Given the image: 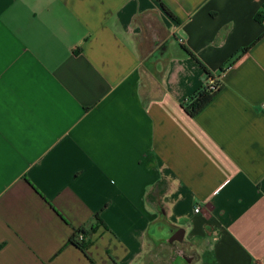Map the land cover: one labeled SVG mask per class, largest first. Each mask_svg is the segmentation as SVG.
Returning <instances> with one entry per match:
<instances>
[{
    "label": "crops",
    "instance_id": "crops-1",
    "mask_svg": "<svg viewBox=\"0 0 264 264\" xmlns=\"http://www.w3.org/2000/svg\"><path fill=\"white\" fill-rule=\"evenodd\" d=\"M160 2L0 0V264H264V0Z\"/></svg>",
    "mask_w": 264,
    "mask_h": 264
},
{
    "label": "trees",
    "instance_id": "trees-1",
    "mask_svg": "<svg viewBox=\"0 0 264 264\" xmlns=\"http://www.w3.org/2000/svg\"><path fill=\"white\" fill-rule=\"evenodd\" d=\"M157 1L161 4V6L164 10L169 12L168 9L165 7V5L160 2V0H157ZM255 20L257 22H261L262 16L260 14L256 15ZM247 49L248 48L242 50L240 53H244ZM223 69L220 68L219 71H222ZM206 76L210 77L211 75H209L207 73ZM220 89H221V86L219 87V89L217 91L211 92V93L207 92L206 90L201 91V89H200L190 99L189 103L186 105V112L188 113V115L190 117H195L205 106H207V104H209L212 101V99L216 96V94L220 91ZM86 236H87V232L84 229H78L73 233L72 237L70 238V242L76 248H78L81 252H84L86 245H87ZM90 264H92L91 261H90Z\"/></svg>",
    "mask_w": 264,
    "mask_h": 264
},
{
    "label": "built area",
    "instance_id": "built-area-1",
    "mask_svg": "<svg viewBox=\"0 0 264 264\" xmlns=\"http://www.w3.org/2000/svg\"><path fill=\"white\" fill-rule=\"evenodd\" d=\"M179 41H182L181 39H179ZM222 71H220L219 73H221ZM220 83L218 80V76H210V77H206V81L205 84L203 85V87H201V91H207V92H215L219 89L220 87ZM198 208L195 209V212H198Z\"/></svg>",
    "mask_w": 264,
    "mask_h": 264
}]
</instances>
